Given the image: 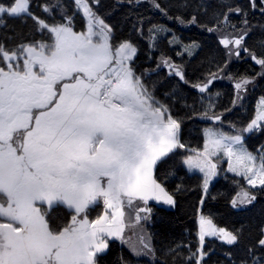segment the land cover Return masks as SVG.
I'll return each instance as SVG.
<instances>
[{"label": "snow or ice", "instance_id": "1", "mask_svg": "<svg viewBox=\"0 0 264 264\" xmlns=\"http://www.w3.org/2000/svg\"><path fill=\"white\" fill-rule=\"evenodd\" d=\"M31 2L0 0V23L5 17L31 19L34 33L12 47L0 43V264H101L111 240L130 244L134 255H154L143 226L151 217L140 213H151L150 201L175 205L154 172L176 156L189 173L201 174L205 193L223 162L227 172L257 190L237 181L234 208L252 205L258 193L264 194V150L254 155L239 133L222 131L223 114L214 112L211 103L190 117L213 125L203 129L202 147H190L182 139L183 121L137 74L138 49L129 41L116 42L113 26L95 10L99 0H71V15L64 0H48L40 5L44 17L31 11ZM142 2L135 0V5ZM148 2L160 8L156 0ZM248 4L258 7L256 0ZM259 10L264 13V7ZM232 13H247L240 5L228 6L222 23L236 31L229 23ZM77 14L83 20L80 30ZM188 23H196V17ZM241 24L238 35L229 32L219 40L229 55L250 51L244 44L251 26L246 18ZM153 31L166 29L153 26L150 40L155 39ZM252 58L264 70V59ZM161 62L188 83L179 65L164 58ZM215 78L213 73L212 79L192 87L204 93ZM250 83L247 78L235 83L233 105ZM261 121L264 98L242 131L264 129ZM101 203L102 212L91 219ZM126 228L133 229L131 236L124 235ZM205 237L229 246L243 239L240 230H226L199 215V246L189 257L196 264L206 255ZM240 264H264V228Z\"/></svg>", "mask_w": 264, "mask_h": 264}, {"label": "trees", "instance_id": "2", "mask_svg": "<svg viewBox=\"0 0 264 264\" xmlns=\"http://www.w3.org/2000/svg\"><path fill=\"white\" fill-rule=\"evenodd\" d=\"M2 2L9 3L10 0ZM46 2L48 0H32L31 11L44 17L40 5ZM156 2L160 5L159 9L148 0H143L139 5H135V0L132 4L128 0H99V5H94V8L113 26L116 42L129 41L138 49L134 65L137 74H143L145 83L153 90L155 97L171 108L176 119L183 121L182 139L190 147L203 146L202 131L210 126L208 120L190 117L194 111L201 112L211 103L214 112L223 114L222 129L231 134L239 133L248 151L259 156L260 150H264V129L255 132L242 130L253 119L257 101L264 98V75L261 74L264 70L252 58V54H255L257 58L264 59V13L259 10L264 5L256 0L258 7L253 10L248 0ZM64 3L69 5L67 11L71 15V0H64ZM229 5H240L247 13L246 17L230 14L229 23L236 26V31L225 28L222 23ZM193 16L196 23L189 24ZM244 18L251 26L244 44L250 51L240 52L239 56L229 55L219 40L229 32L238 35V30L244 27L241 24ZM75 23L77 30L83 28L79 14L75 16ZM153 26L166 31H153L155 39L150 40L149 29ZM209 28L218 30L209 32ZM33 34L31 19L24 21L5 17L0 23V43L9 47L31 39ZM191 45L196 47L189 52L186 49ZM162 58L179 65L188 83L169 74L161 62ZM213 73L216 80L213 79L204 93L192 87L212 79ZM241 78H247L251 83L239 94L242 99L233 105L237 96L235 83ZM222 172L221 169L220 174ZM154 175L175 200L172 209L151 205L147 230L152 238L154 255L136 256L125 245L111 241L101 264H196L195 257H189L196 253L199 246L198 215L201 214L211 218L218 227L232 232L240 230L243 237L242 242L234 246L205 239L203 251L206 255L202 264H240L241 259L246 257V248L255 243L260 229L264 228V194L258 193L252 205L234 208L231 200L239 190L236 182L239 181L244 187L242 180L230 176L218 178L205 193L201 176L189 173L181 163L180 156L158 166ZM177 185H180V191L176 190ZM56 215L62 216L63 212Z\"/></svg>", "mask_w": 264, "mask_h": 264}, {"label": "rangeland", "instance_id": "3", "mask_svg": "<svg viewBox=\"0 0 264 264\" xmlns=\"http://www.w3.org/2000/svg\"><path fill=\"white\" fill-rule=\"evenodd\" d=\"M241 52H243V51H241ZM167 68V67H166ZM167 71H168V73L170 74V69L169 68H167ZM174 75V74H173ZM216 80V79H215ZM214 80V81H215ZM212 82H213V80H212ZM212 84V83H211ZM210 84V85H211ZM210 85H209V87H210ZM208 87V88H209ZM261 99V98H260ZM259 99V100H260ZM258 100V101H259ZM258 101H257V103H256V107H255V114H254V117H255V115H256V111H257V104H258ZM254 117H253V119H254ZM209 123H210V126H213L212 125V122L211 121H209ZM261 124H264V121H261L260 122ZM207 127H209V126H207ZM222 131H224V132H226L225 130H223L222 129ZM255 131H257V130H253L252 132H255ZM226 133H228V132H226ZM242 141H243V143H244V146L246 147V145H245V140H243L242 139ZM255 155V154H254ZM258 156V155H257ZM227 168V163L226 162H223L221 165H220V170L222 169L223 170V172L220 174V171H219V173H218V175L217 176H215L211 181H210V183H209V185H208V188L218 179V178H224V177H226V176H230V177H233V178H235V179H238V180H242V182H243V184H244V187L245 188H248L250 191H255V189H250V186H248L244 181H243V179L242 178H240V177H236V176H234V174L233 173H231V172H227L225 169ZM155 173V172H154ZM196 174H198L199 176H201V174H199V173H196ZM239 191V190H238ZM151 205H155V206H159V207H164V208H168V209H172V208H174V206H169V205H164V204H162V203H157L156 201H150L149 202V207H151ZM102 209H103V205H102V203H101V205L99 206V207H97L96 209H95V211H93L92 213H91V219H95L101 212H102ZM152 209V208H151ZM140 215L141 216H144V215H150V214H148V213H140ZM198 217H199V215H198ZM131 220H132V223L133 224H135V213L132 215V218H131ZM149 222H150V220L148 221V222H146V223H144V228L146 229V231L148 232V226H149ZM136 227L137 228H139L140 227V225H136ZM132 232H133V229H130V228H126L125 229V233H124V235L127 237V236H131L132 235ZM205 239H214V240H218V241H221V240H219V239H217V238H215V237H205ZM111 241H117V242H119V243H121L119 240H111ZM111 241H109V243L111 242ZM222 242V241H221ZM131 243V242H130ZM121 244H123V243H121ZM123 245H125L131 252H132V250H131V247H130V244H123ZM108 251V250H107ZM133 253V252H132ZM137 256V255H136ZM140 256H144V255H140Z\"/></svg>", "mask_w": 264, "mask_h": 264}]
</instances>
